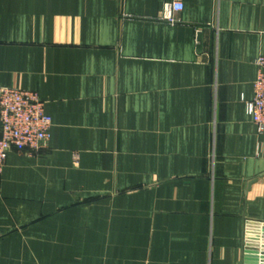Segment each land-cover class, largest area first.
I'll use <instances>...</instances> for the list:
<instances>
[{
    "label": "crops",
    "instance_id": "obj_1",
    "mask_svg": "<svg viewBox=\"0 0 264 264\" xmlns=\"http://www.w3.org/2000/svg\"><path fill=\"white\" fill-rule=\"evenodd\" d=\"M170 1L0 0V87L52 121L0 174V264H245L264 0Z\"/></svg>",
    "mask_w": 264,
    "mask_h": 264
},
{
    "label": "built area",
    "instance_id": "obj_2",
    "mask_svg": "<svg viewBox=\"0 0 264 264\" xmlns=\"http://www.w3.org/2000/svg\"><path fill=\"white\" fill-rule=\"evenodd\" d=\"M183 7L181 0L165 5V18ZM257 76L253 83V97L245 102L246 113L258 132H264V55L255 59ZM52 121L44 110V103L33 91L0 87V174L7 155L15 149L19 153L37 152L47 147ZM251 230L246 228V232ZM247 242V240H246ZM248 243V242H247ZM249 244V243H248ZM247 248V247H246Z\"/></svg>",
    "mask_w": 264,
    "mask_h": 264
},
{
    "label": "water",
    "instance_id": "obj_3",
    "mask_svg": "<svg viewBox=\"0 0 264 264\" xmlns=\"http://www.w3.org/2000/svg\"><path fill=\"white\" fill-rule=\"evenodd\" d=\"M249 247L244 250L245 264H264V224L258 230L246 232Z\"/></svg>",
    "mask_w": 264,
    "mask_h": 264
}]
</instances>
